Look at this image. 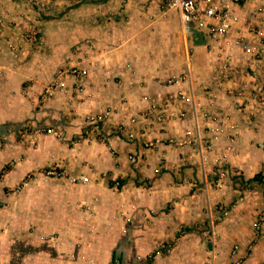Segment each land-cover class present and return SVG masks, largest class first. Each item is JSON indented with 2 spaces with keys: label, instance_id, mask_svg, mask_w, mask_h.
<instances>
[{
  "label": "crops",
  "instance_id": "obj_1",
  "mask_svg": "<svg viewBox=\"0 0 264 264\" xmlns=\"http://www.w3.org/2000/svg\"><path fill=\"white\" fill-rule=\"evenodd\" d=\"M30 1L0 0V264H145L163 245L169 250L151 264H264V240L252 229L264 208V51L235 48L224 73V41L193 24L187 68L174 70L184 80L168 84L182 32L163 0H46L50 11ZM231 10L232 39H264V0ZM73 66L87 74L62 72ZM55 81L62 86L43 100ZM153 104L168 112L161 122ZM107 109L106 123L89 126L88 115ZM52 166L91 179L81 201L91 218L61 214L55 184L29 180L16 201L28 175ZM30 208L34 216L24 213Z\"/></svg>",
  "mask_w": 264,
  "mask_h": 264
},
{
  "label": "built area",
  "instance_id": "obj_2",
  "mask_svg": "<svg viewBox=\"0 0 264 264\" xmlns=\"http://www.w3.org/2000/svg\"><path fill=\"white\" fill-rule=\"evenodd\" d=\"M244 1L246 0H168V8L175 10L178 13L180 19L181 32L184 37L189 35L191 26L194 24L197 28L206 30L208 35H210L212 38L224 41L226 53L224 57V63L222 65V71L225 73L226 71L231 70L233 51L235 48L242 49L244 52L250 53L251 55H258L261 53V51H264V39H261L258 44L250 45L243 38L232 39L230 37L231 25L234 19L231 13V8L234 4H238ZM200 2H203L205 4L203 8L199 7ZM1 25H3V20L0 15V26ZM36 36L37 33L35 32H28L26 35H24L27 41L35 40ZM8 47L13 53L16 52V46L14 45V43H9ZM62 72L66 75H72L74 77H84L87 74L86 70L74 66ZM184 77L185 75L179 76V78L175 82L169 80L168 84L180 82L184 80ZM57 86H62V84L58 85L56 81L49 84L47 87L44 88L43 92L41 93V98L43 100L51 98ZM261 92L263 93V95L260 100V105L262 110H264L263 89H261ZM150 112V115L152 116L153 113L155 114V119L157 120V122H161L164 117H166L168 114V112L166 113L165 109L156 104L151 105ZM170 115L173 116V114ZM180 116L184 115L180 113ZM110 118L111 111L107 109L92 115H88L86 117V121L89 126H93L95 129H97L100 125L106 123ZM135 121V118L130 119V123L135 124ZM48 132L57 135V133L54 132L52 129H49ZM117 133L123 135L130 141L137 140L135 134L133 133V129L130 128L129 125H119L117 127ZM91 134L92 130L86 129L83 132L84 137H89ZM186 134L189 136L191 135L190 132H187ZM150 145L151 142L148 141L143 143L144 147H149ZM261 174L262 176H264V166L261 170ZM40 175L56 179L65 177L73 182H79L82 184H86L89 182V178L84 175H80L76 178H71L66 170L61 169L58 166L45 168L43 171L40 172ZM31 176H33V174H30L26 177L25 181L23 182V185L27 182L28 178H31ZM115 188H119V182L115 183ZM221 210L223 215L226 216L227 212L224 209ZM252 229L255 239L263 241L264 208L260 210L256 215V218L254 219L252 224ZM169 247L170 246L168 245L160 246L155 253L147 257V261L145 264H151V260H153L155 256L161 253H167ZM237 249V246L233 248L232 255H235L237 253ZM233 264H240V260L234 261Z\"/></svg>",
  "mask_w": 264,
  "mask_h": 264
},
{
  "label": "rangeland",
  "instance_id": "obj_3",
  "mask_svg": "<svg viewBox=\"0 0 264 264\" xmlns=\"http://www.w3.org/2000/svg\"><path fill=\"white\" fill-rule=\"evenodd\" d=\"M163 1L165 2V9L166 10L169 9L168 8V0H163ZM30 2H31L30 4H32L36 9H39V7H40L41 9H44L46 11H50L49 5L47 4V1L46 0H31ZM166 3H167V7H166ZM160 39H161V37L159 36V34H157V36L153 40L154 44L157 47H160V45H161V40ZM189 41H190L189 40V35H187L185 37L183 35L181 36V42H180V47H181L180 48V50H181L180 60H179L178 64H172L170 66V68L172 69V72H170L171 74L167 78L166 83H168L169 80L175 82L179 78V76H181V75H179L180 72H178V73L177 72H174V70L177 69L176 68L177 66H181L182 69H184V68L186 69L187 68V64H188V61L190 59V55H191V51H192L191 50V47H190V42ZM263 91H264V89H263ZM43 132L49 133L47 129H44ZM49 134H52V133H49ZM56 136L57 137H60L58 134ZM60 168L66 170L67 173H68V175L71 178H76V177H78L80 175H83V174H80L81 173L80 171H78V173L74 174L71 170H69V169H67L65 167H60ZM3 172H5V171L3 170ZM3 172L0 174V176L3 174ZM34 175L35 174H33V176H31V178H28V180H27V181L32 180L33 185L41 186V187H43V189L47 190V189H50V187H51L52 184H55L56 188H58V190H59V207H60V209H58V210H60L61 214L64 213L63 215L65 216L66 215L65 214L66 211L68 212V211H74L73 209H75V210H78L79 209V210H83L84 212H87V215L89 217L92 215V212L89 209V207H87L86 204H84L83 202H81L82 201V195L85 194V192L83 191V189H84L83 187L88 186L91 183V179L88 176L84 175V176H86V177L89 178V182L86 183V184H82V183H79V182H73V181H71V180H69V179H67L65 177H63V178H57L56 179V178H48V177H45L43 175H40L39 176V174L38 175H35V176ZM116 182H119V180H115V183ZM22 188H23V183L19 184L14 189V191H13L15 193V195H16L15 197L17 199L16 200L17 202L18 201L20 202L23 199V198H20V194H21ZM242 196H243V194H242ZM17 202H15V206L17 205ZM229 207H231V206L229 205L228 207H224L223 208L227 212V215H228V212L230 210ZM14 208L15 209H18V207H14ZM37 210L38 209H36V208L24 209V213L28 211V214L29 215L31 214L32 216H34V214H35V212ZM54 210H57V209H54ZM21 213H23V211L22 210H18V212L16 211L15 214L20 215ZM206 213H207V216L209 218H212V216H210V212H209L208 209H207ZM2 216H3V214L0 213V217H2ZM218 216H220V218H225L226 217L225 215H223L222 212H220L218 214ZM84 217H87V216H84ZM30 218H32V217H30ZM84 220L85 221H88V219L86 220L85 218H84ZM33 221L34 220L30 219V223H29V226L30 227L29 228L26 227V229H30V231H32L31 229L32 228L33 229L35 228V225H34ZM213 221H214V218H213ZM205 227L211 233L212 223H211L210 220L207 222V225ZM3 230H4L3 227H0V232H3ZM46 237L47 236L44 237V242H46V241L49 240ZM22 243L23 242H20L17 245V247H20L22 245Z\"/></svg>",
  "mask_w": 264,
  "mask_h": 264
},
{
  "label": "trees",
  "instance_id": "obj_4",
  "mask_svg": "<svg viewBox=\"0 0 264 264\" xmlns=\"http://www.w3.org/2000/svg\"><path fill=\"white\" fill-rule=\"evenodd\" d=\"M258 175L257 176H255L253 179H252V181H256V180H258ZM120 185V184H119ZM121 186V185H120Z\"/></svg>",
  "mask_w": 264,
  "mask_h": 264
},
{
  "label": "bare ground",
  "instance_id": "obj_5",
  "mask_svg": "<svg viewBox=\"0 0 264 264\" xmlns=\"http://www.w3.org/2000/svg\"><path fill=\"white\" fill-rule=\"evenodd\" d=\"M183 35V34H182ZM119 187H120V185H119Z\"/></svg>",
  "mask_w": 264,
  "mask_h": 264
}]
</instances>
